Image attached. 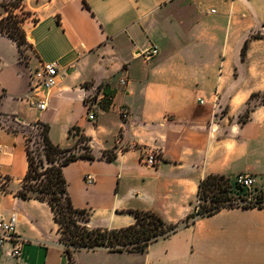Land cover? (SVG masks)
Segmentation results:
<instances>
[{"label": "crops", "instance_id": "1", "mask_svg": "<svg viewBox=\"0 0 264 264\" xmlns=\"http://www.w3.org/2000/svg\"><path fill=\"white\" fill-rule=\"evenodd\" d=\"M23 10L28 48L21 52L0 33V217L15 212L25 242L18 257L11 242L0 243V264H264L258 206L198 216L145 250L79 248L70 261L49 205L17 194L28 167L26 135L7 124L47 123L63 147L77 142L71 127L89 138L96 158L62 170L90 227L129 225L128 210L136 209L180 222L196 210L199 182L211 173H252L254 194L264 198V0L0 2V18ZM153 46L157 54L146 55ZM43 61H57L66 76L38 109L27 96ZM103 84L113 91L108 106ZM88 101H99L94 120ZM109 149L115 158H100ZM150 150L161 154L154 167L143 163Z\"/></svg>", "mask_w": 264, "mask_h": 264}, {"label": "trees", "instance_id": "2", "mask_svg": "<svg viewBox=\"0 0 264 264\" xmlns=\"http://www.w3.org/2000/svg\"><path fill=\"white\" fill-rule=\"evenodd\" d=\"M13 6H18L15 4ZM22 19L12 12H8L0 18V33L6 34L14 40L22 52V44L25 42V33L21 25ZM260 33L251 34V37H260ZM249 45V38L244 40L241 47V56L244 57ZM102 85V84H101ZM103 91L106 96L104 103L108 106L113 91L107 84H103ZM248 110V109H247ZM41 125L40 136L43 147V154L34 155L33 150L26 142L28 167L22 179L21 187L17 194L22 198H36L45 201L57 223L59 240L63 243L65 252L70 261L73 252L79 248L95 249L105 247L111 251H141L147 245L171 232L180 226L193 221L194 218L202 215H210L223 207L234 206H258L264 207V201L238 203L229 193L227 176L222 174H208L199 182L197 196L202 203H198L194 212L188 214L185 219L176 223H167L160 215L151 210H128L134 215V222L119 228L90 227L89 212L86 209L73 206L67 191V181L63 175V165L77 158L95 159L91 152L89 138L79 133L78 127H71L69 132L79 134V138L87 141L84 145V152L76 154L73 152L75 145L63 147L54 143L49 136V125L37 121ZM116 153L113 149L102 152L100 158L111 161ZM45 162L47 163L45 165Z\"/></svg>", "mask_w": 264, "mask_h": 264}, {"label": "built area", "instance_id": "3", "mask_svg": "<svg viewBox=\"0 0 264 264\" xmlns=\"http://www.w3.org/2000/svg\"><path fill=\"white\" fill-rule=\"evenodd\" d=\"M213 11V10H212ZM157 47L153 46L146 50L144 53L148 56L157 54ZM66 76V70L61 67L57 61H43L30 76V93L27 96L29 104L38 109L46 107V94L47 91L54 87L60 78ZM123 83V80H121ZM98 102V103H97ZM86 103L88 119L94 120L95 114L99 108V101ZM200 102H203L200 99ZM123 118L128 116V111L123 109L121 111ZM161 160V154L156 150H150L143 156V163L147 166L154 167ZM86 183L94 182V177L91 174L85 175ZM227 183L229 185V193L233 199L238 203L255 201L258 194L255 191V176L248 172H237L231 176H227ZM263 202L264 198L258 199ZM197 208V207H196ZM18 217L15 212L11 213L8 217H0V243L9 241L12 243V254L18 257L21 253L22 246L25 242L17 233Z\"/></svg>", "mask_w": 264, "mask_h": 264}, {"label": "rangeland", "instance_id": "4", "mask_svg": "<svg viewBox=\"0 0 264 264\" xmlns=\"http://www.w3.org/2000/svg\"><path fill=\"white\" fill-rule=\"evenodd\" d=\"M0 2H3L9 6H13L15 4L20 5L22 0H0ZM25 10H23L20 13H16L22 20L24 17H26ZM22 51L28 48V44L25 40V42L22 44ZM7 124L10 127H16L20 128L25 132L26 135V142L28 143L29 147L33 150L34 155H37L38 153L43 154V147H42V141H41V136H40V130H41V125L36 122H33L31 124H17V122H12V121H7ZM74 132V131H73ZM87 141H85L83 138H79V135L77 137V142L75 144V148L73 149V152L76 154L82 153L85 151L83 148L84 145H87ZM47 163L45 162V165ZM198 203H202L199 199L197 201Z\"/></svg>", "mask_w": 264, "mask_h": 264}]
</instances>
